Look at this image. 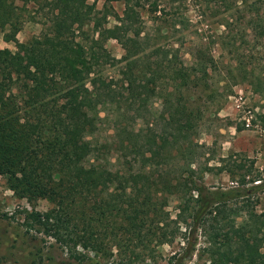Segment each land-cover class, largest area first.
Here are the masks:
<instances>
[{"label": "trees", "instance_id": "obj_1", "mask_svg": "<svg viewBox=\"0 0 264 264\" xmlns=\"http://www.w3.org/2000/svg\"><path fill=\"white\" fill-rule=\"evenodd\" d=\"M113 1L124 5L118 29L107 28L109 15L118 16L89 0H22L21 7L0 0L5 42L17 43L29 3L34 6L30 21L39 17L48 25L23 45L22 54L0 51V176L32 206L24 216L26 232L53 239L79 263L87 257L75 252L77 247L106 260L127 254L153 258L157 247L173 241L166 233V208L174 197L177 223L188 233L170 264H184L195 251L203 217L217 205L249 195L237 188L212 191L191 169L203 120L194 105L200 97L193 92L208 88L216 62L201 49L189 66L177 50L155 45L147 52L149 35L140 12L145 2ZM150 7L149 14L158 13L155 3ZM110 38L122 46L119 59L106 48ZM120 64L117 76L107 73ZM154 98L161 100L160 136L150 124L134 129L125 122L130 111L133 118H143L142 110ZM104 120L113 126L105 138L99 136ZM43 200L49 208L36 211ZM231 229L224 235L204 232L209 264H231L229 252L236 254L233 264H264V253L250 252L251 245L264 241V215H250Z\"/></svg>", "mask_w": 264, "mask_h": 264}, {"label": "rangeland", "instance_id": "obj_2", "mask_svg": "<svg viewBox=\"0 0 264 264\" xmlns=\"http://www.w3.org/2000/svg\"><path fill=\"white\" fill-rule=\"evenodd\" d=\"M13 1L15 6H22V0ZM143 2L145 7L140 11L143 20L141 27L149 35V40L145 41L147 52L155 45L171 48L177 50L178 59L189 66L193 63L192 55L201 49L216 62V69L209 73L207 81L210 88L193 92L195 99L196 96L200 97L194 105L200 107L203 116L194 138L198 145L193 147L189 158L194 176L212 191L237 188L249 192L248 196L215 206L201 220L195 251L184 264H209V255L205 251L209 246L204 235L206 230H218L221 235L230 234L232 226H240L250 215H264V0ZM93 3L96 9L107 6L118 16L109 15L108 29L123 26L119 21L124 9L122 2L89 0V4ZM151 3L156 4L157 14L147 12ZM33 7L29 3L27 12H22L17 43L5 42L0 33V51L9 49L12 53L22 54L25 49L23 45L26 46L28 41L47 28L48 25L36 15V21H30L34 14ZM106 48L114 58L119 59L124 54L122 46L115 39L110 38ZM130 65H133L132 61L127 63V66ZM121 66L123 64L109 69L107 73L117 76ZM238 94H243V109L250 110L254 117L250 128L244 126L243 110L236 108L234 98ZM160 111L161 100L154 98L142 110L143 118H133V111H130L125 122L134 129H146L150 124V128L160 136L164 129L162 121L160 123L157 119ZM112 134L111 123L106 120L99 123V136L105 138ZM5 182L6 178L0 176V264H170L181 254L188 232L184 225L177 223L178 201L174 197L169 199L166 208L170 216L166 233L170 237L172 235L173 241L157 247L152 252L153 258H133L127 254L106 260L77 247L74 251L87 257L79 263L70 259L68 248H61L53 239L34 231L26 232L24 216L32 210V206L17 198ZM48 208L45 200L34 206L38 212ZM252 231L259 234L257 227ZM258 243L261 245L250 246L253 256L264 253V241ZM235 261L236 254L229 252V262L233 264Z\"/></svg>", "mask_w": 264, "mask_h": 264}, {"label": "built area", "instance_id": "obj_3", "mask_svg": "<svg viewBox=\"0 0 264 264\" xmlns=\"http://www.w3.org/2000/svg\"><path fill=\"white\" fill-rule=\"evenodd\" d=\"M234 99H235V103H236V108L240 109V110H243L242 113H243L244 126L246 128L252 127L251 123L253 122L254 117L251 114L250 110H246L245 111L243 109V105H245L243 94H238Z\"/></svg>", "mask_w": 264, "mask_h": 264}]
</instances>
